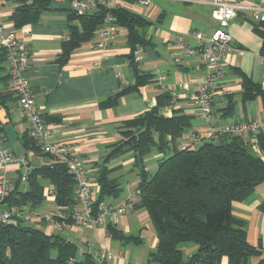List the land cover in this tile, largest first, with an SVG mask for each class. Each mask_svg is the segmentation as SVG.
Masks as SVG:
<instances>
[{
  "label": "crops",
  "instance_id": "obj_1",
  "mask_svg": "<svg viewBox=\"0 0 264 264\" xmlns=\"http://www.w3.org/2000/svg\"><path fill=\"white\" fill-rule=\"evenodd\" d=\"M201 0H154L153 5L143 15L152 24L146 30L145 37L151 45L142 49L144 59L139 70L153 75L160 71L164 77L159 81L142 87L139 91L123 97L117 108L103 109L101 101L116 95L124 86L135 85L136 74L127 59L129 54L127 31L121 28L116 42L106 50L95 47L97 36L73 52L69 62L61 65L58 57L62 44L70 36L69 21L71 0H54L50 9L41 15L36 24L16 28L11 16L18 5L14 0H0V19L5 27L24 41L30 48L31 61L25 72L34 92L37 105L44 118L49 119L53 130V141L66 144L71 150L94 166L107 155V146L119 140L118 129L121 124L156 107L157 96L171 91L176 93L175 109H182L194 117V128L204 133L207 124L201 118L199 108L194 102L195 96L206 78V65L198 59H187L178 45V38H192V33L202 31L211 33L216 27L210 6L199 3ZM236 3L239 0H226ZM246 3L264 8V0H245ZM242 15V14H241ZM242 15L230 26L236 50L227 56V73L221 84L223 93L218 92L213 102V122L217 125L257 120L264 122V110L260 99L248 103L246 110L240 104L241 82L233 69H240L254 81L263 84L264 61L260 55L262 40L252 25ZM177 54L182 63L172 59ZM225 94L234 95L238 103L233 117L222 118V109L226 107ZM161 115L172 116L168 107L159 109ZM0 134L3 145L10 149L16 158L7 169L13 182L14 196L27 191L28 182L23 180L30 170L48 165L51 158L35 151L28 142L29 123L25 118L8 78V65L0 49ZM186 134L181 143H188ZM201 144L197 141L194 146ZM146 159L147 170L155 172L157 159ZM25 162L27 163L25 165ZM133 158L127 154L113 160L111 168L123 183V193L118 199H111L107 205L122 206L130 197L139 203L137 192L139 178L132 171ZM2 173L0 171V178ZM24 183L26 184L25 186ZM18 187V188H17ZM51 187V186H49ZM98 191V188H97ZM264 183L243 202L233 204V214L247 222V240L250 245L260 248L261 255L254 257L251 264H264ZM62 211L54 198L47 196L43 204L32 212L24 214L38 215L32 224L49 235H60L78 247L80 257L92 255L99 264H148L151 253L158 244L157 236L148 213L144 209H132L123 216L108 217V222L116 225L126 235L140 239L139 244H122L113 241L104 228L94 226L80 228L67 223L64 218L50 224L44 217ZM196 247L188 246V256ZM108 253L112 260L101 262L96 257ZM155 264V263H152ZM221 264H228L223 259Z\"/></svg>",
  "mask_w": 264,
  "mask_h": 264
},
{
  "label": "trees",
  "instance_id": "obj_2",
  "mask_svg": "<svg viewBox=\"0 0 264 264\" xmlns=\"http://www.w3.org/2000/svg\"><path fill=\"white\" fill-rule=\"evenodd\" d=\"M14 2L18 7L11 21L16 28H21L36 24L54 0ZM114 14L120 28L127 31V59L135 71L136 83L124 86L116 95L101 101L99 106L103 109L117 108L123 97L154 82V74L139 70L135 61V51L151 45L145 33L152 23L127 9ZM104 17V11L83 14L71 11L70 36L62 44L58 57L61 65H66L74 51L95 37ZM244 20L262 40L260 55L264 61V22H255L246 16ZM2 57L5 59L3 53ZM233 74L241 82L239 102L244 111L248 103L257 99L261 100L264 110V84L254 81L240 69L234 68ZM218 92H224L221 85ZM223 98L226 107L222 109V118L228 119L235 115L238 103L234 95L225 94ZM156 100V107L121 124L119 140L108 145L107 155L92 167L98 187L94 213L103 206H110L106 202L118 199L123 193L122 180L114 176L118 168H111L110 163L131 154L132 171L139 178L134 196L140 199L133 208L148 213L158 240L148 264H221L225 258L228 264H251L254 257L261 255V250L249 244L247 222L233 214V204L243 202L264 183V130L256 136V147L245 138L231 134L211 140L209 130L199 132L194 128V117L182 109H175V105L171 108V117L160 114L159 109L172 106L173 101L176 103L172 94L161 93ZM45 120L49 123L48 118ZM211 123L215 124L213 116ZM190 132H197L198 137L193 139ZM186 134H189L188 143H181ZM27 138L25 145L29 143L33 150L41 151L29 135ZM197 141L201 144L194 146ZM44 155L52 162L30 170L26 175L27 191L14 196L15 189L6 200L9 207L17 211L15 223L0 226V264H99L92 255L80 257L76 244L60 235L46 234L25 223L21 217L25 212L37 210L52 186L62 218L74 223L72 215L77 204L74 175L67 165ZM156 155L160 156L156 161L157 169L151 173L147 170L146 159ZM261 209L264 210V203ZM104 229L113 241L141 243L139 238L126 235L112 223L108 222ZM190 244H194L196 250L185 259L184 249Z\"/></svg>",
  "mask_w": 264,
  "mask_h": 264
},
{
  "label": "built area",
  "instance_id": "obj_3",
  "mask_svg": "<svg viewBox=\"0 0 264 264\" xmlns=\"http://www.w3.org/2000/svg\"><path fill=\"white\" fill-rule=\"evenodd\" d=\"M154 0H71V11L78 14L104 11L105 17L102 26L96 32L97 41L95 47L106 50L117 40L121 30L118 18L114 14L117 10L127 9L133 13L144 14L153 5ZM199 3L212 8V16L216 27L211 33L196 31L192 38L184 36L178 38V45L187 59H198L206 65V78L193 96L194 102L199 108L200 116L206 121L209 138L217 140L220 136L231 134L245 138L256 147V136L264 130L263 121L250 120L244 123H226L223 125L212 124L213 99L227 73V56L236 50L234 39L230 33L231 24L239 16L247 15L255 22H264V8L248 4L243 1L229 3L226 0H201ZM0 49L4 54L8 65V78L12 90L18 100L21 110L29 123L28 135L36 142L44 154H47L59 162L67 165L76 181L75 200L77 202L72 215L74 224L80 228L98 226L104 228L108 223V217L123 216L132 210L135 204L134 197H130L125 204L119 207L103 206L98 213H94L93 205L96 202L97 186L95 171L86 161L77 156L69 146L53 141V130L49 127L43 114L37 105L32 87L25 76L30 65L31 51L29 46L22 41L15 32L7 29L0 19ZM144 59L141 48L135 51V61L140 63ZM177 63L182 59L177 54L172 55ZM154 76L159 81L164 77L160 71H155ZM264 84V81H263ZM173 97L176 93L171 91ZM168 108L171 109L175 105ZM1 131V125H0ZM192 138H197V132H190ZM0 134V226L15 223L17 208L9 207L6 200L13 190V182L8 176L7 169L15 163L14 153L5 148ZM27 163L25 162V165ZM26 177L23 178L25 180ZM138 194V193H137ZM47 195L54 198L53 187H49ZM38 215L22 214L25 223H34ZM61 211L44 217L47 223H54L57 218H62ZM99 261L112 260L108 253L96 255Z\"/></svg>",
  "mask_w": 264,
  "mask_h": 264
},
{
  "label": "rangeland",
  "instance_id": "obj_4",
  "mask_svg": "<svg viewBox=\"0 0 264 264\" xmlns=\"http://www.w3.org/2000/svg\"><path fill=\"white\" fill-rule=\"evenodd\" d=\"M243 2H245V1H243ZM26 184L24 183V185L23 186H25ZM118 217V216H117ZM193 246V247H196L194 244H190L189 246ZM188 251H185V259H187L188 258Z\"/></svg>",
  "mask_w": 264,
  "mask_h": 264
}]
</instances>
